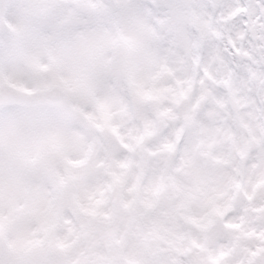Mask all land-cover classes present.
Segmentation results:
<instances>
[{
	"label": "clouds",
	"instance_id": "obj_1",
	"mask_svg": "<svg viewBox=\"0 0 264 264\" xmlns=\"http://www.w3.org/2000/svg\"><path fill=\"white\" fill-rule=\"evenodd\" d=\"M0 264H264V0H0Z\"/></svg>",
	"mask_w": 264,
	"mask_h": 264
}]
</instances>
